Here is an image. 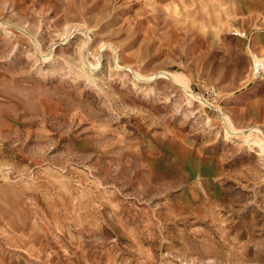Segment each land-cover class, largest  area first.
Returning a JSON list of instances; mask_svg holds the SVG:
<instances>
[{
	"label": "rangeland",
	"instance_id": "374dc122",
	"mask_svg": "<svg viewBox=\"0 0 264 264\" xmlns=\"http://www.w3.org/2000/svg\"><path fill=\"white\" fill-rule=\"evenodd\" d=\"M214 3L0 0V264H264V49Z\"/></svg>",
	"mask_w": 264,
	"mask_h": 264
},
{
	"label": "crops",
	"instance_id": "0c3cea01",
	"mask_svg": "<svg viewBox=\"0 0 264 264\" xmlns=\"http://www.w3.org/2000/svg\"><path fill=\"white\" fill-rule=\"evenodd\" d=\"M214 1L215 5L211 13L216 17H222L219 25L224 26V29L220 30L231 32L226 35L229 40L245 41L246 44L247 41L244 37L237 36L238 31H244L251 34V44L255 51H259L261 48L264 49V0ZM261 53L264 54V50Z\"/></svg>",
	"mask_w": 264,
	"mask_h": 264
},
{
	"label": "built area",
	"instance_id": "2783aa9c",
	"mask_svg": "<svg viewBox=\"0 0 264 264\" xmlns=\"http://www.w3.org/2000/svg\"><path fill=\"white\" fill-rule=\"evenodd\" d=\"M255 75H256V77L261 76L262 75V68L260 69V71L255 72ZM210 96H211L213 102L216 101L219 98L218 91L215 89H212L210 91Z\"/></svg>",
	"mask_w": 264,
	"mask_h": 264
},
{
	"label": "bare ground",
	"instance_id": "6f19581e",
	"mask_svg": "<svg viewBox=\"0 0 264 264\" xmlns=\"http://www.w3.org/2000/svg\"><path fill=\"white\" fill-rule=\"evenodd\" d=\"M261 59L260 58H254V70L260 71V65H261ZM255 72V71H254ZM262 75H264V70L262 71Z\"/></svg>",
	"mask_w": 264,
	"mask_h": 264
}]
</instances>
